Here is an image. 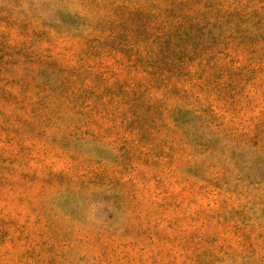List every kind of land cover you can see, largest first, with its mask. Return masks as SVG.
<instances>
[{
  "label": "rangeland",
  "instance_id": "374dc122",
  "mask_svg": "<svg viewBox=\"0 0 264 264\" xmlns=\"http://www.w3.org/2000/svg\"><path fill=\"white\" fill-rule=\"evenodd\" d=\"M0 264H264V0H0Z\"/></svg>",
  "mask_w": 264,
  "mask_h": 264
}]
</instances>
